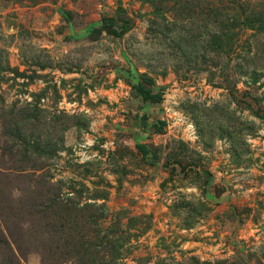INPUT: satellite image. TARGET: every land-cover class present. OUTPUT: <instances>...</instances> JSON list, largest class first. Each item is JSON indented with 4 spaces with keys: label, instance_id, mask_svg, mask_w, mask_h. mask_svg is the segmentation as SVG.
<instances>
[{
    "label": "rangeland",
    "instance_id": "rangeland-1",
    "mask_svg": "<svg viewBox=\"0 0 264 264\" xmlns=\"http://www.w3.org/2000/svg\"><path fill=\"white\" fill-rule=\"evenodd\" d=\"M104 256L264 264V0H0V264Z\"/></svg>",
    "mask_w": 264,
    "mask_h": 264
},
{
    "label": "trees",
    "instance_id": "trees-1",
    "mask_svg": "<svg viewBox=\"0 0 264 264\" xmlns=\"http://www.w3.org/2000/svg\"><path fill=\"white\" fill-rule=\"evenodd\" d=\"M241 9V6H240ZM115 35L117 36H122L125 31L122 30L121 32H113ZM137 91L140 93V95L148 101H151L153 103H159L162 100V94L160 92L158 93H153L151 89H146L143 85H138L137 86ZM113 259V257H112ZM101 264H108V261H106V256H104L103 258H100Z\"/></svg>",
    "mask_w": 264,
    "mask_h": 264
}]
</instances>
